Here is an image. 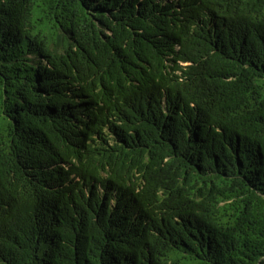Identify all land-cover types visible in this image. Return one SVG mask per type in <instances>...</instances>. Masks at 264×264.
I'll return each instance as SVG.
<instances>
[{
	"label": "trees",
	"instance_id": "1",
	"mask_svg": "<svg viewBox=\"0 0 264 264\" xmlns=\"http://www.w3.org/2000/svg\"><path fill=\"white\" fill-rule=\"evenodd\" d=\"M0 264H264V0H0Z\"/></svg>",
	"mask_w": 264,
	"mask_h": 264
}]
</instances>
